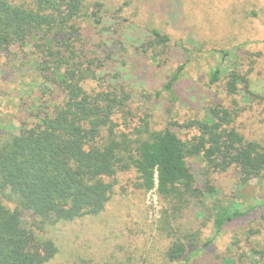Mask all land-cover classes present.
Listing matches in <instances>:
<instances>
[{"label": "trees", "instance_id": "16d2710c", "mask_svg": "<svg viewBox=\"0 0 264 264\" xmlns=\"http://www.w3.org/2000/svg\"><path fill=\"white\" fill-rule=\"evenodd\" d=\"M103 8L102 0H31L29 5L0 0V53L11 59L20 53L22 63L29 58L34 64L31 76L43 87L33 103L15 93L22 110L16 134L0 128V264H44L53 256L42 260L30 252L32 236L21 223L20 209L52 223L97 216L110 198L108 179L118 172L135 170L141 187L162 200V231L175 239L166 252L171 263L198 241L196 233L179 235L183 214L196 205L205 206L204 199L215 194L208 183L197 185L188 159L200 158L209 175L243 166V184L264 180V147L245 141L230 126L228 110L216 105L208 109L207 119L179 127L196 132L189 140L178 136L175 128L151 130L145 120L146 126H135L130 133L117 131L115 117L132 99L130 85L118 70L127 54L121 23L125 20L119 9L106 17ZM181 10V0L158 4L159 15L172 26L180 22ZM148 33L141 49L144 58H162L170 47L169 37L156 29ZM185 66L163 89L177 93L175 84ZM23 72L14 61L0 66V86L16 81L15 74ZM218 79V70L213 71L211 80ZM89 82L103 87L88 91L84 86ZM235 83L227 81V95L237 93ZM241 90L248 103L264 101L245 81ZM4 201H13L16 207L10 209ZM258 213L264 226V203L246 211L213 205L214 230L206 246L230 222ZM256 254L264 257V251Z\"/></svg>", "mask_w": 264, "mask_h": 264}, {"label": "rangeland", "instance_id": "374dc122", "mask_svg": "<svg viewBox=\"0 0 264 264\" xmlns=\"http://www.w3.org/2000/svg\"><path fill=\"white\" fill-rule=\"evenodd\" d=\"M102 1L103 15L108 17L119 9V17L125 20L121 23L127 54L118 70L130 85L132 99L130 106L115 117L117 131L130 133L135 126H146L145 120L151 130L175 128L178 136L189 140L196 132L179 127L207 119L208 109L216 105L228 110L230 126L245 141L264 147V101L248 103L241 90L245 81L249 91L264 98V0H181L182 15L175 26L159 15L161 0ZM152 29L167 35L171 44L162 58L149 61L141 49ZM21 56L16 53L11 59L0 53V66L14 61L24 70L15 74L16 81L0 86V128L14 134L22 113L15 93L33 103L32 99L39 98L43 89L39 79L31 76L34 64H29V58L20 62ZM185 64L175 84L177 93L163 89ZM216 70L219 79L214 82L211 74ZM99 76L103 77V73ZM228 80L236 82L235 95L226 93ZM84 87L98 91L103 86L89 82ZM187 163L197 185L204 187L208 183L215 194L204 199L205 206L196 205L186 211L179 221L180 236L191 232L198 237L196 247L179 261L171 263L166 258L175 239L162 231L163 202L155 191L146 192L141 187L133 169L108 179L112 184L110 198L97 216L52 223L20 209L21 223L32 236L30 252L42 260L53 254L44 264H240L239 259L245 264H264V257L256 254L264 251V226L259 213L244 221L230 222L209 248L206 246L214 230L211 207L221 205L246 211L261 205L264 180L243 184V166L209 175L200 158L188 159ZM4 203L10 209L16 207L13 201Z\"/></svg>", "mask_w": 264, "mask_h": 264}]
</instances>
